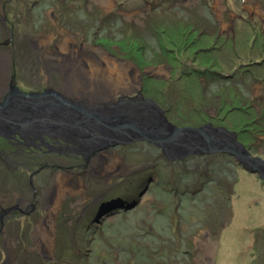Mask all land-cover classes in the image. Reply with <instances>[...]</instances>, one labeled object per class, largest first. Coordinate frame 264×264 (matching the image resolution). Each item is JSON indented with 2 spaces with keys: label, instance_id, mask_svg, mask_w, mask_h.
Returning <instances> with one entry per match:
<instances>
[{
  "label": "rangeland",
  "instance_id": "obj_1",
  "mask_svg": "<svg viewBox=\"0 0 264 264\" xmlns=\"http://www.w3.org/2000/svg\"><path fill=\"white\" fill-rule=\"evenodd\" d=\"M178 24L209 36L208 46L235 37L243 60L216 57L251 72L242 81L229 66L214 82L193 77L170 88L176 65L163 47L176 49L170 42ZM0 36L9 42L0 46V83L12 69L25 92L85 90L83 101L96 107L104 99L91 96L93 85L133 90L181 128L211 123L223 102L249 105L262 125L247 150L264 158V67L249 66L262 58L264 0H0ZM64 38L83 44V52L70 43L54 49ZM182 61L183 68L194 64ZM233 117L228 127L237 125ZM114 151H100L80 170L54 154L0 158V195L15 198L31 193L29 173L49 167L32 179L44 218L33 229L5 227L0 264H264V185L257 175L227 155L173 162L146 142ZM21 162L26 166L17 168Z\"/></svg>",
  "mask_w": 264,
  "mask_h": 264
},
{
  "label": "flooded vegetation",
  "instance_id": "obj_2",
  "mask_svg": "<svg viewBox=\"0 0 264 264\" xmlns=\"http://www.w3.org/2000/svg\"><path fill=\"white\" fill-rule=\"evenodd\" d=\"M7 1L8 0H6V2ZM6 19L7 18H5V20ZM1 39L2 37L0 36V40ZM8 43L9 42L0 41V46H7ZM65 43H70L74 50L76 49L79 52H83L84 50L83 44H73V41H71L69 38H64L60 44H56L57 46H54V49L58 50V47L63 46ZM47 52L48 54L53 53V51L48 50ZM67 61H70L69 58ZM10 71V73L8 72L6 74V79L1 80L0 83V105L5 104L4 111H10V107L14 105L13 108L16 111L14 114L15 118L23 119L25 117L23 110L24 107L21 106L20 103H23L24 105L30 104L36 106L37 104H41L43 102L44 104L48 103L55 105L56 108L51 107V109L54 110L55 115H59L57 112L62 111L63 113L61 120L65 122L67 120H74L77 114L82 115L83 113H88L86 112V107H83V105H87L85 100L83 101V97L85 96L83 92H85V90H79L76 92V94L74 93V90H71L66 96L62 93V88L55 89L54 91V88L49 89L45 87L40 91L25 92L23 89H19L17 87V81L15 79L14 73L12 72V69ZM54 71L59 72V69L57 70L54 68ZM67 71L69 72L71 70L67 68ZM63 72L65 73L66 70L64 69ZM93 86L94 87H92L93 92L91 96L104 99V102L98 105L96 109L101 107L100 109L112 111L114 113H118L119 115L121 113V116L122 113H127V115L131 117V115L137 113L141 114V112L143 113L144 111L148 110L147 108H149L148 102L140 95L134 94L133 90H130V92H119L116 94V92L111 90L106 92L105 87L102 85L97 84ZM18 90L24 95L35 94L36 97H34V99L21 97ZM86 93L88 94V91ZM77 95H80V97H77ZM105 98H107V100H105ZM37 101L41 103H38ZM92 114L96 118L98 116L100 117V114ZM21 136L16 133L14 135L6 134L4 138L0 137V158L3 162L9 160L10 157H18L21 160H24V158L26 159L29 154H54L56 156H61L71 162L67 167L68 169L71 168L80 170L82 168L85 169L89 167L94 162V159H96L97 153H100V151L104 152L107 156H110L111 154H115L114 148L125 147L115 146L111 148L94 149L92 146H90L92 142L89 139H86L84 135L79 134H74L69 138H66V135L63 134L56 136L49 133L46 135L36 134V136L28 138L24 134ZM16 164L17 168L19 166L23 168V166H26L27 163L21 162ZM48 168L49 167L47 166H40L35 172L29 173V185H31V193H22L21 197L16 196V198L15 196L13 197V193L8 191L0 195V238H7L8 232L6 231L5 227L8 225L9 227H14L15 224L19 223V227H21L22 224L27 223L31 227L35 221H39L40 219L44 218V212L41 210L38 211L40 204L38 206V202L36 201L37 195L32 184V179L35 175H37V173L45 169L48 170ZM31 228L33 229V227Z\"/></svg>",
  "mask_w": 264,
  "mask_h": 264
},
{
  "label": "water",
  "instance_id": "obj_3",
  "mask_svg": "<svg viewBox=\"0 0 264 264\" xmlns=\"http://www.w3.org/2000/svg\"><path fill=\"white\" fill-rule=\"evenodd\" d=\"M139 77V84L141 81ZM21 97L34 99V95H24L19 90ZM140 95V93H137ZM24 107L23 103H20ZM148 110L141 112V115L134 114L131 119L124 115H117L115 118L123 120L115 125H105L102 122L105 118L94 117L92 113L85 116L93 117L98 123L102 124L107 130L100 136L91 137L99 141L95 149L111 148L115 146H130L136 142H146L152 147L161 151V156L170 161H184L191 156H211L227 155L233 158L236 165L241 167L248 174L257 175L262 185H264V158L254 156L248 152L247 148L236 139V134L229 132L222 127H214L211 123L199 127L181 128L172 125L155 104L148 103ZM4 106L0 105V137L6 134H24V128L28 124L38 123L40 120L35 118H15V109L10 107V111H4ZM34 110L35 105H30ZM60 107V106H59ZM61 108V107H60ZM122 117V118H121ZM50 123L55 126H66L80 129L79 123L63 124L56 119H50ZM22 137V136H21Z\"/></svg>",
  "mask_w": 264,
  "mask_h": 264
},
{
  "label": "trees",
  "instance_id": "obj_4",
  "mask_svg": "<svg viewBox=\"0 0 264 264\" xmlns=\"http://www.w3.org/2000/svg\"><path fill=\"white\" fill-rule=\"evenodd\" d=\"M180 27L181 24L180 25L178 24V26L175 27V29L177 28L175 30L176 37L174 39L176 41L170 42V45L176 47V49H171V48L168 49L169 47H163V51L165 53H168L169 56L173 57L171 61H173L176 65V67L173 68L172 72H174L173 74L174 76L177 77V79L172 80V84L170 88L174 86H179V84L181 83V81H183V79L193 78V77L197 80L199 79V77H201V79L203 80L214 82L219 75L223 76L221 72H223L225 67H229V66H230V70H232L231 76L233 75L235 77L239 73L243 76L242 81L245 80L244 75L251 72L250 71L251 68H246L247 65L243 63H242L243 65L242 64L239 65L240 67H238L237 69L236 68L232 69L234 68V65L232 63L233 58H228L229 60L226 59L218 60L217 58L222 57V55L216 57V55H220V53H222L223 57L226 58V56H228L227 54L233 53V56L235 58L234 62L235 60H243L240 54H238L239 49L236 48V46L239 45L240 41L239 42L236 41L235 37L230 40H226L224 38V41L222 43L219 42L221 41V39L214 38L215 41L213 42V45L208 46L206 44V41H208L207 39L209 38V36L202 34V31H196L195 29L191 28V30L189 31L182 32V29ZM173 30L174 29L170 31L174 32ZM262 39L264 42V37ZM256 40L258 39L255 36V38L253 39V44H255ZM259 51L262 58L259 59L258 61L249 63L250 67H256V68L264 67V45L261 49H259ZM203 58L206 61L203 60ZM183 59L192 60V63H194L192 65L190 64L192 68H190L191 66L183 68V64L185 63L182 61ZM208 62L211 63V65H209ZM196 64L204 65V66L202 68H199L196 67ZM243 67H245L246 69L244 70ZM241 68L243 69L242 71ZM181 69L182 71H180ZM145 81L150 82V80L147 79ZM161 83L167 85V83L165 82H161ZM182 98L184 99L185 96H182ZM155 100L157 102L159 101L156 98ZM168 108L171 109V106ZM217 112L218 114L216 118L214 119L212 118L209 121L215 127L223 126L222 128L228 130L229 132L235 133L238 138V142L242 141L241 139H243L244 142H246L247 144V149H249V145L252 144L251 142L255 141V139L258 137V134L261 133L260 126L262 125L261 122L262 117L261 118L259 117V119L257 120L254 119L253 117L254 113L253 111H251V107L249 105L248 107H245L241 104H234V103L229 104L227 101L221 103V106L217 109ZM230 116H234L233 119L236 120V122H238L237 125L234 127H228L227 125ZM203 123H205V120ZM238 168H240V170H242L243 172V169L241 167Z\"/></svg>",
  "mask_w": 264,
  "mask_h": 264
},
{
  "label": "bare ground",
  "instance_id": "obj_5",
  "mask_svg": "<svg viewBox=\"0 0 264 264\" xmlns=\"http://www.w3.org/2000/svg\"><path fill=\"white\" fill-rule=\"evenodd\" d=\"M123 92V91H122ZM121 92V93H122ZM38 102V101H37ZM36 102V103H37ZM42 102V100H41ZM38 102V103H41ZM29 103V102H27ZM124 103V102H123ZM14 105L11 106V108H13ZM52 104H48V103H41V104H37L33 109L30 108L29 104L28 105H24V114L25 117L24 118H35L37 120H40L38 123L36 122L35 124H28L25 126L24 128V135L28 138L29 136H36V134L38 135H46V134H63V135H71L73 136L74 134H79V135H84V137L86 139H89L92 144L90 146H92V148H96L95 145H99V141H97V139L91 137V134H93L94 136H100L103 133H107V130L104 128V126L100 123H98L97 120H95L93 117H86L85 114H88L89 112L91 113H97L100 114V117L103 118V116L101 115V111L102 109L98 108L96 109V106H90V105H83V107H86L88 113H83L82 115H76L74 120H67L66 122L61 120L62 118V111H59L57 113H59V115H55L54 110L51 109L52 108H56V106ZM108 108V107H107ZM143 108V107H142ZM110 109V108H109ZM107 111V110H105ZM109 112V111H108ZM138 114V113H137ZM140 115V114H139ZM132 116V115H131ZM99 117V116H98ZM105 117V116H104ZM122 118V117H121ZM50 119L52 120H59L61 122H63V124H76L79 123L78 125H80V129H75L74 127H66V126H55L53 123H50ZM131 119V118H130ZM104 123L105 125H115L117 123H120L123 120L117 119L115 118V116H110L109 117H105L104 119ZM103 122V121H102ZM39 229H43V227H40ZM49 238H47L48 241ZM47 243V242H46Z\"/></svg>",
  "mask_w": 264,
  "mask_h": 264
}]
</instances>
